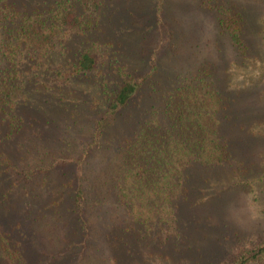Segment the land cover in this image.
<instances>
[{"label":"rangeland","instance_id":"obj_1","mask_svg":"<svg viewBox=\"0 0 264 264\" xmlns=\"http://www.w3.org/2000/svg\"><path fill=\"white\" fill-rule=\"evenodd\" d=\"M201 1L164 0L163 22L174 38L168 50H161L157 0H105L99 27L72 35L62 55L55 53L46 60L45 73L29 75L37 82L28 84L27 105L13 115L24 124L9 141L5 139L8 120L0 115V225L19 224L32 233L25 254L29 264H230L264 239V0H212L240 14L242 40L248 48L242 57L228 35L218 36L216 14L205 10ZM109 4L118 5L117 10ZM91 45L102 49L101 62L109 69L144 72L151 55L158 53L159 72L153 88L145 89L141 97L144 105L156 104L159 91L166 92L178 77L205 61L214 67L218 86L230 94V114L227 111L235 127L231 131L232 125L224 120L221 132L231 144L239 140L231 150L241 165L190 172L194 189L186 202L178 204L179 236L167 245L153 244L148 237L141 241L127 208L103 186L114 166L115 141L130 135L141 112L137 107L109 127L102 152L84 164L89 185L100 186L86 192L81 220L72 214L67 179L56 176L19 184L13 174L2 173L6 162L25 170L51 164L60 155L75 159L83 152L101 105L99 83L94 77H75L59 86L51 78L54 69L70 67L77 54ZM99 74L110 86L119 81L107 68H100ZM25 203L31 209L27 218Z\"/></svg>","mask_w":264,"mask_h":264},{"label":"trees","instance_id":"obj_2","mask_svg":"<svg viewBox=\"0 0 264 264\" xmlns=\"http://www.w3.org/2000/svg\"><path fill=\"white\" fill-rule=\"evenodd\" d=\"M163 2L157 0L155 22L161 35L160 49L168 50L174 35L163 22ZM104 3L105 0H0V115L8 120L7 141L22 130L23 120L13 115L27 105L28 84L36 83L35 78L47 71L46 60L52 54H63L72 35H85L99 27ZM201 4L216 14L218 36L228 35L235 53L244 56L248 48L242 40L240 14L233 7L213 4L212 0H202ZM101 52L99 46L91 45L77 54L70 67L52 71L51 83L59 86H66L75 77H94L99 83L101 105L83 152L75 159L60 155L51 164H36L25 170H17L6 162L2 173L13 174L19 184L56 176L67 179L65 186L72 188V214L81 220L86 210V192L96 184L100 186L89 185L84 164L102 152L109 127L137 107L141 112L136 111L139 118L130 135L114 139V166L103 186L117 204L127 208L141 241L148 237L153 244L167 245L179 236L178 204L186 202L189 190L194 189L188 180L190 172L241 165L231 150L239 140L231 144L221 132L224 120L232 125L231 131L235 127L229 119L230 94L218 86L214 67L205 61L178 77V82L166 92H157L156 104L144 105L141 97L145 89L153 88L159 72L158 53L151 55L146 71L138 72L125 67L109 69L101 62ZM103 67L119 77L115 85L110 86L99 74ZM35 71V78H30ZM43 88L47 94V86ZM25 205L27 218L31 209L28 203ZM30 235L19 224L8 228L0 225V264H29L25 254L31 245L27 239ZM263 260L264 239L239 253L230 264H258Z\"/></svg>","mask_w":264,"mask_h":264}]
</instances>
